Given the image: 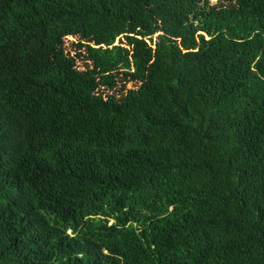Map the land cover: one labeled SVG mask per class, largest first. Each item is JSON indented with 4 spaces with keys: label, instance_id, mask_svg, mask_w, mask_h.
Here are the masks:
<instances>
[{
    "label": "trees",
    "instance_id": "trees-1",
    "mask_svg": "<svg viewBox=\"0 0 264 264\" xmlns=\"http://www.w3.org/2000/svg\"><path fill=\"white\" fill-rule=\"evenodd\" d=\"M0 264H264V0H0Z\"/></svg>",
    "mask_w": 264,
    "mask_h": 264
},
{
    "label": "rangeland",
    "instance_id": "rangeland-1",
    "mask_svg": "<svg viewBox=\"0 0 264 264\" xmlns=\"http://www.w3.org/2000/svg\"><path fill=\"white\" fill-rule=\"evenodd\" d=\"M227 1L228 0H210L211 3H217V2L227 3ZM73 41H76V37L65 38L64 52H69L71 56H75V58H73L72 62L70 63L71 68L79 71H83L86 68L87 62L84 58H82L81 56H77L75 54V52L79 50H77L76 47L71 44V42ZM72 81H73V86L76 85L78 86V82H76V80H72ZM130 87H133L131 83H129L128 86H126V88H130ZM76 89H80V87L78 86ZM83 90H85V88Z\"/></svg>",
    "mask_w": 264,
    "mask_h": 264
}]
</instances>
